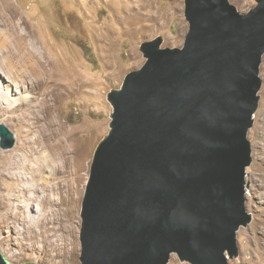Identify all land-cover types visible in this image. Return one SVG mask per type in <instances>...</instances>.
I'll return each instance as SVG.
<instances>
[{"label": "water", "instance_id": "water-1", "mask_svg": "<svg viewBox=\"0 0 264 264\" xmlns=\"http://www.w3.org/2000/svg\"><path fill=\"white\" fill-rule=\"evenodd\" d=\"M180 48L158 37L113 89L81 211L82 264H229L246 210L248 132L262 87L264 0H186ZM1 146L15 138L0 125ZM0 264H13L0 244ZM36 264V263H23Z\"/></svg>", "mask_w": 264, "mask_h": 264}, {"label": "rangeland", "instance_id": "rangeland-1", "mask_svg": "<svg viewBox=\"0 0 264 264\" xmlns=\"http://www.w3.org/2000/svg\"><path fill=\"white\" fill-rule=\"evenodd\" d=\"M185 1L8 0L7 14L13 13V23L18 25L19 33L24 35L23 45L30 49V43H34L39 50L41 66L52 74L50 83L25 91L24 94L38 97L39 105L45 99L46 105L43 103L39 115L43 112L47 122L56 120L54 130L61 132L73 150L83 148L78 160L72 158L75 167L61 157L55 148L42 149L48 150L56 158L54 166H62L64 162L67 165L65 174L56 173L54 177L64 180L63 194L72 197V210L68 216H72L74 232L68 236V243L73 245L68 248L72 249L73 246L74 253L65 250L64 242L52 245L51 242L63 231H47L42 225L29 228L27 202H24L21 210L4 206L3 202L9 201V197L16 193L9 195L7 192L18 182L10 183L5 176L0 177V244L2 252L13 264H82V204L95 151L110 132L113 106L108 95L113 89L121 88L127 74L145 64L146 58L141 51L143 43L161 37L163 48L183 46L189 30ZM229 1L241 13H247L257 6V0ZM3 6H0V14L5 11ZM1 28L6 27L0 24ZM3 60L0 52V61ZM260 77L262 87L258 94L259 105L253 126L248 132L252 162L246 169V210L252 215V221L238 230V254L228 260L229 264H264V56ZM13 89L17 90L15 87ZM56 90L59 91L57 99L52 96ZM17 96L21 94L18 92ZM30 113L32 111L27 106L10 110L5 106L0 107V125H4L15 138L13 147L5 149L1 146L0 136V155H8L20 144L26 145L38 138V132L32 133L31 128L20 122L22 118L33 116ZM39 141L42 146L49 145V139L45 136L39 137ZM34 146L38 147V144ZM37 153L41 154L40 150ZM10 160L8 158L3 162ZM47 171H43L44 175ZM11 172L16 175L14 170ZM24 177L21 187H27L38 179L28 171H25ZM21 195V200L25 201V194ZM28 195L31 196L32 191ZM7 209L10 210L11 218L4 216ZM168 264L190 263L172 254Z\"/></svg>", "mask_w": 264, "mask_h": 264}, {"label": "bare ground", "instance_id": "bare-ground-1", "mask_svg": "<svg viewBox=\"0 0 264 264\" xmlns=\"http://www.w3.org/2000/svg\"><path fill=\"white\" fill-rule=\"evenodd\" d=\"M152 1L150 0V3ZM7 3L8 0H0V6L2 7L4 5L3 7H5V11L0 14V24L6 27L0 29V52L4 58L3 61H0V107L5 106L6 109L10 110L27 106L32 111L30 114L33 116H29L27 119L22 118L20 122L24 123L25 127L31 128L33 130L32 133L38 132L39 136L26 145L20 144L8 155L7 153H1L0 177L5 176L10 183L14 181L18 182L7 192L9 195H12V192L16 193L12 197H9V201L3 202V204L8 209L14 207L21 210L24 202H27L26 205L29 209V214H27L29 228L32 229L33 227L42 225L47 231H55V233L56 231H63L64 233L59 235L51 243H53L52 245H58L64 242L66 243L64 246L65 250L68 249L67 251L71 253L75 250L73 246L72 249L68 248V246L73 245L71 242L68 243V236L74 232L72 216H68L70 210H72L70 208L72 206V197L68 194H63L62 183L64 180L54 177L56 173L65 174L67 165L64 162L62 166H54L56 158L52 154H49L48 150L42 151V149L55 148V151L61 157L69 160L72 166L75 167L76 164L72 162V158L78 160L83 148L79 147L75 149L76 151L73 150L71 144L63 138L61 132L56 129L54 130V126H57L56 120L47 122V117L43 116V112L39 115L43 103L46 105L45 99L39 105L37 102L38 97L33 94H24L25 91L28 92L29 90L38 89L50 83L52 74L41 66L38 56L39 50L36 48V45L31 42L30 49L23 45L24 35L19 33L18 25L13 23L15 18L13 13L11 15L7 14V7H9L6 5ZM14 87L18 91L14 90ZM57 91H53L52 93V96L56 99L59 92ZM18 92L21 94L20 97L17 96ZM50 108L52 107L50 106ZM2 109L3 111L5 110L4 108ZM47 116L50 117L51 114H47ZM44 136L49 139V145L45 144L42 146L40 144L39 137ZM51 140L53 142H50ZM34 144H38V147L42 148L39 149ZM67 147L69 148L68 150ZM38 150H40L41 154L37 153ZM34 154L38 155L35 156ZM8 158L11 160L5 161L6 163L3 162ZM11 170H14L16 175ZM35 170L38 172L35 173ZM45 170H48L45 172L47 173L46 175L43 172ZM25 171L31 172L38 179L27 187H21L20 183L25 180ZM29 191H32L31 196H27ZM23 194H25V201L20 198V195L23 196ZM57 196H60V198L58 199ZM8 209L4 212V216L11 218V213H9L10 210ZM262 230L264 231V227Z\"/></svg>", "mask_w": 264, "mask_h": 264}]
</instances>
